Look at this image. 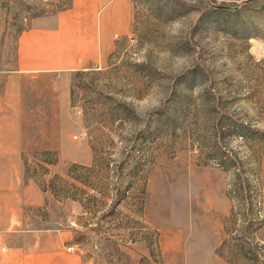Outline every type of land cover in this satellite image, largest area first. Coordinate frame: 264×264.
I'll use <instances>...</instances> for the list:
<instances>
[{"label":"rangeland","instance_id":"rangeland-1","mask_svg":"<svg viewBox=\"0 0 264 264\" xmlns=\"http://www.w3.org/2000/svg\"><path fill=\"white\" fill-rule=\"evenodd\" d=\"M132 1L109 60L72 72L67 107L46 112L43 141L60 148L22 154L45 193L32 226L64 229L83 264H264V0ZM67 3L0 0V68L33 16ZM73 162L94 188L67 173ZM54 174L67 180L54 179L56 194L44 188ZM149 180L161 220L185 230L171 263L144 214Z\"/></svg>","mask_w":264,"mask_h":264},{"label":"crops","instance_id":"crops-1","mask_svg":"<svg viewBox=\"0 0 264 264\" xmlns=\"http://www.w3.org/2000/svg\"><path fill=\"white\" fill-rule=\"evenodd\" d=\"M133 17L132 0H68L18 31L12 66L0 68V264H83L80 254L66 250L64 229L32 226L31 207L41 205L45 193L25 179L22 154L60 148L43 141L50 140L46 112L65 110L72 72L105 64L115 39L131 31ZM33 128L39 141L31 140ZM152 185L149 180L144 214L157 225L161 255L171 263L183 250L185 230L161 220Z\"/></svg>","mask_w":264,"mask_h":264},{"label":"trees","instance_id":"trees-1","mask_svg":"<svg viewBox=\"0 0 264 264\" xmlns=\"http://www.w3.org/2000/svg\"><path fill=\"white\" fill-rule=\"evenodd\" d=\"M119 42V37L115 39L114 41V49L115 47L117 46V43ZM114 49L108 54L107 56V60H109V58L112 56L113 52H114ZM84 69H79V70H76V72L78 73L79 71H83ZM73 85H74V82L73 80L71 81L70 83V97L72 99L73 97V94H74V90H73ZM38 153L42 156V159L46 162V163H50V162H54L56 160V155H55V151L54 150H50V149H41V150H38ZM223 165V164H222ZM41 170L44 172V171H47L48 168L43 165V164H40L39 165ZM224 166H227V165H224ZM77 168H85V169H89L90 166H87V165H83V164H78V163H75L73 162L72 164H70L68 166V170H67V173L80 180L82 183L86 184V185H90L92 187V184L87 180V178L81 176V175H78V174H75V172H73L75 169ZM57 178L59 179L60 181H64V182H67V180H65L63 177H61L59 174H54L51 178H50V181L48 183V185H45V189L46 188H49L54 194L57 193V189L55 188V185H54V179ZM240 183V182H239ZM242 185V184H240ZM241 187V186H240ZM242 187H244V185H242ZM94 188V187H92ZM236 188V186H235ZM241 189V188H239ZM65 196H70L71 198L73 199H77L76 196L72 195V194H65ZM243 197V196H241ZM140 210V208H139ZM242 248V246L240 247V249ZM240 251H243V254L241 255L242 257H248L252 260H257L258 259V256L259 255V252H257L255 249H251V247L247 248V249H241Z\"/></svg>","mask_w":264,"mask_h":264},{"label":"built area","instance_id":"built-area-1","mask_svg":"<svg viewBox=\"0 0 264 264\" xmlns=\"http://www.w3.org/2000/svg\"><path fill=\"white\" fill-rule=\"evenodd\" d=\"M66 250H67V251H73V250H74V246H73L72 244H68V245L66 246Z\"/></svg>","mask_w":264,"mask_h":264},{"label":"water","instance_id":"water-1","mask_svg":"<svg viewBox=\"0 0 264 264\" xmlns=\"http://www.w3.org/2000/svg\"><path fill=\"white\" fill-rule=\"evenodd\" d=\"M217 6H221V5H217Z\"/></svg>","mask_w":264,"mask_h":264}]
</instances>
